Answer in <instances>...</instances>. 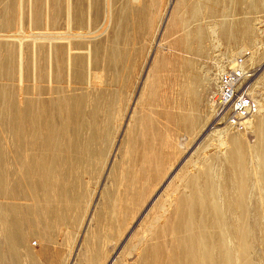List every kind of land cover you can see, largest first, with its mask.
<instances>
[{
    "label": "bare ground",
    "instance_id": "1",
    "mask_svg": "<svg viewBox=\"0 0 264 264\" xmlns=\"http://www.w3.org/2000/svg\"><path fill=\"white\" fill-rule=\"evenodd\" d=\"M175 2L155 39L153 0H0V264H42L30 238L59 234L78 239L71 264H103L114 240L124 264H264L263 103L235 131L209 127L155 193L179 142L224 121L223 71L206 106L218 66L192 58L264 47V0Z\"/></svg>",
    "mask_w": 264,
    "mask_h": 264
},
{
    "label": "rangeland",
    "instance_id": "2",
    "mask_svg": "<svg viewBox=\"0 0 264 264\" xmlns=\"http://www.w3.org/2000/svg\"><path fill=\"white\" fill-rule=\"evenodd\" d=\"M156 1H159L160 3L159 2H156ZM175 1L176 0H153V2L155 3L154 4L155 5L154 9L155 8L157 9V10L155 9L156 12H155V10H154V12L159 15V17H158V15H156L157 16L156 19H159V20H156L155 21V28H157V27L159 28L160 27L159 29L157 28L158 31L156 32V34L158 36L156 35L155 36L156 37L155 39L162 38V35L160 34L161 33V30H162V28H165V26H166V23L165 22H167V20L169 18V15H170V12H171L170 10H172L173 6H175V4H176ZM160 6H162V7H160ZM163 13H165V14H163ZM161 17H162V19H161ZM160 20H161V22H160ZM159 35H161V36H159ZM163 37L165 38L166 41L169 40L168 42H166L164 40L165 41L164 44L165 45H168V43L172 40V38L175 37V35L174 36H172V35L169 36L170 38L167 37L166 35L163 36ZM148 38H149V40L147 41ZM147 39L145 38L144 40H142V41H145L144 44L141 41V46L142 45L144 46V47L142 46V51H141V54L142 55L140 54V58L142 59L143 64H141V66L138 69L139 72H137V74L139 75V78L137 79L138 83L141 82V80H142L141 78H143L144 75H145L144 74L145 69H146V65H145L146 64L145 63L146 61L145 60H147L146 59V55L148 54L147 53L148 52V49H150L149 47H151L154 44V41H155V40L154 41L152 40V37H147ZM152 41H153V43H152ZM214 46H215V42H211V44H208L206 46V48H205V53H204L203 57L200 60H198L196 58H192L193 61L197 62L198 67H200V68L202 67L203 70H210L211 68H213V65L214 66H218L217 67V76L214 77L216 80L213 78L214 80L211 82V84L209 85V87L207 86L205 89H203L204 92H203V100L202 101L205 102V105L206 106H209L208 105L209 104L208 103V99H210V96L212 94V91L215 90V87H213V86L216 85L215 82H217L218 73H221L222 71L224 72V71L229 70V69L240 68V69H242V71L244 73L243 78H242V81H241V89L242 90H245L247 92V94L253 100H255L257 102V104H258V112H259L260 103H263L264 104V99H263V97H264V47L263 46H255L253 48V47H250V46H244V47L226 46V47H231V49H233L232 51L227 52V51L223 50V48H221V47H216V46L214 47ZM253 51H255V53L258 55V60L256 62H253V60H252L253 59V55L252 54H254ZM173 54L175 55L174 57H176L178 53H173ZM225 56H226L227 61L225 59ZM229 58L232 61V63L229 60ZM239 60H242V63H240V66L237 64V61H239ZM259 66H262V70L261 71H257V69L259 68ZM222 68H223V70H221ZM201 75L203 76L202 73L200 74V76ZM201 79H202L201 81H203V78H201ZM138 83H137V87H139V84ZM213 120H214V118H211L209 120V122L207 123L206 127L202 131H200L197 134L196 137L194 136L192 138L193 140L191 141L188 149L185 150V148H186V146H188V144L185 145V144H182L181 142H179L180 145H181V148H182V153L179 156V158L177 159V161L175 162V164H174L173 168L171 169V171H169V172H167V173L164 174L165 176L161 179L160 185H158L155 193L160 189V187L166 181V179L170 175V173L184 160V158L186 156H189L190 152L192 151V148L195 147V145L199 141V139H201V137H203L208 130H209V132H211L212 129H215V130L216 129H225V127H226V130H229V131H231V130L232 131L237 130L236 127H232V126L228 125L225 120L224 121L221 120L220 121L221 123L220 122H217L215 124H211V123H214ZM212 126H213V128L212 129H209V127H212ZM228 127L230 129H228ZM248 134L249 135H247V141L251 144L253 142V140H254V136L251 133H248ZM117 139H118V137L115 139V141ZM110 155L111 156H109V159L110 160L108 159V163L110 161H113L112 158H114L113 157V154H112V151H111V154ZM104 178H105V176H103V174H102L101 179L99 180L98 187H96V190L98 188H100L102 182H105V179ZM155 193H153L143 203V205H142L140 211L138 212L137 216L135 217L132 225H134L136 223L137 219L139 218V216L141 215V213L144 211V209L147 207V205L150 203V201L154 197ZM92 205L93 204H91V206ZM83 226L85 227V225H82V229H83ZM129 230H127V232H129ZM126 234L127 233H125L124 237L126 236ZM73 237H74V235H73ZM124 237H122V238H124ZM63 238H64L63 235H60V234L57 235L56 236V239H55V243L52 244V245H54V246H52L53 248L50 245H47V244L43 243L41 240H39L37 238H30V242H28L29 245L27 244V246L30 249V251L32 252L34 258L37 259V260H39V261L41 260L40 262L42 264H71L70 263L71 260L74 259L77 256L76 254H78V250L76 248L77 247L76 245H77L78 239H76V237H75V239L73 238L74 239V243H73L74 246H73L71 244L72 242L70 244L64 243L65 242V239H63ZM36 242H38V243H36ZM115 244H117V240L116 241L114 240L113 242H109V244L107 245V247H106V253L107 254L105 253V258L106 259H104L103 264H105V263L108 264L110 262V259L112 260V258H114V257H116V258L113 259V260H115V264H124V260L125 261H128L129 260L127 258H130V256L129 257H126V256H123L122 254L120 255L118 253V250H117ZM117 257H118V259H117Z\"/></svg>",
    "mask_w": 264,
    "mask_h": 264
},
{
    "label": "built area",
    "instance_id": "3",
    "mask_svg": "<svg viewBox=\"0 0 264 264\" xmlns=\"http://www.w3.org/2000/svg\"><path fill=\"white\" fill-rule=\"evenodd\" d=\"M239 62L242 63V60ZM243 75L240 68L229 69L222 72L218 79L215 95L216 111L219 118L224 119L232 127L241 126L258 110L257 102L241 89Z\"/></svg>",
    "mask_w": 264,
    "mask_h": 264
}]
</instances>
